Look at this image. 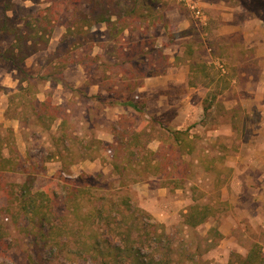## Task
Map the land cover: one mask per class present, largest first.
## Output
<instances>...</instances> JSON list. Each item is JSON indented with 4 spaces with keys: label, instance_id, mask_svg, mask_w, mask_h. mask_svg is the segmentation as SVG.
I'll return each instance as SVG.
<instances>
[{
    "label": "rangeland",
    "instance_id": "1",
    "mask_svg": "<svg viewBox=\"0 0 264 264\" xmlns=\"http://www.w3.org/2000/svg\"><path fill=\"white\" fill-rule=\"evenodd\" d=\"M139 1L146 2L144 13L135 14L140 18L110 29L84 21L92 17L86 0H0V27L11 18L21 29L30 20L40 34L51 31L48 45L33 53L20 51L23 30L0 36V49L14 50L23 69L0 58V154L11 162L0 168V237L12 253L0 254V264H97L73 243L94 235L140 247L155 260L166 258L163 264H240L256 245L264 254V131H258L264 115L248 113L246 101L236 98L241 84L232 79L240 71L225 63V41L216 21L209 23L206 4ZM215 54L218 62L210 64ZM57 55L71 62L69 78L81 71L84 82L44 81ZM179 66L190 69L188 86L202 92L187 84L162 89L155 81L136 86L151 72ZM48 113L62 117L52 121ZM70 187L85 189L83 212L107 208L116 217L110 226H120L112 230L105 219H93L78 227L84 220L71 216L74 238L48 235L65 220L58 202ZM25 189L55 198L45 201L44 221L29 213L33 223L21 211ZM194 206L211 212L197 226L186 221ZM127 230L129 240L121 234Z\"/></svg>",
    "mask_w": 264,
    "mask_h": 264
},
{
    "label": "trees",
    "instance_id": "2",
    "mask_svg": "<svg viewBox=\"0 0 264 264\" xmlns=\"http://www.w3.org/2000/svg\"><path fill=\"white\" fill-rule=\"evenodd\" d=\"M126 1L123 0H86L87 5H89V11L92 14V17L90 18L91 20L89 21L87 19V16H84L85 19L84 21H88L87 23L90 24V28L93 27V25H97V24H101V23H106L108 24V26L110 27V29H113L116 24L118 23V21H125L127 18L128 19H138L141 16H136L135 14L140 12V13H144V4L146 3L145 1L143 2V4L138 3V0H130V2L128 3ZM122 5L125 7V12H124V17L121 18L120 16H122L119 11L121 10L120 8L122 7ZM73 6H67L65 8V11H70L72 9ZM149 6H145V9L148 8ZM154 8V6H152V9ZM102 9V10H101ZM41 12H39V14H41ZM142 15V14H141ZM114 16L117 17V20H114ZM40 18V17H39ZM11 18H8V22H6L7 20H4L2 27H0V36H5V33H8L9 31H13L12 33H18L21 32V30H23L24 35H20L21 39H24L25 43H23L24 47L26 48H21L20 51H23L24 49L26 50L27 48L29 49V47L32 48V50L30 51L31 53L36 52L40 49L45 48L49 41H50V32H48V29L46 27H44V33L40 34L39 30L34 28L32 26V22H30V20H27V22L25 24H23L22 29L19 28L20 26H14L12 23H10L9 21ZM54 22V20H53ZM36 27V26H35ZM79 27V26H78ZM73 29L69 28V31L64 35L63 39L60 41V46L58 48V51H60L61 46H63V43L65 42V40L67 39L69 33L72 32ZM124 30V29H123ZM122 30V31H123ZM47 32H48V38H47ZM79 33V31H78ZM32 34V38H30V40L32 41V43L29 45L28 44V36H30ZM42 45V48L41 46ZM29 51V50H28ZM62 52V51H60ZM59 53V52H58ZM57 59L59 61V64L55 65L54 67H52L51 70H48L45 72L44 74V81L48 80V79H53L56 80L58 82H62L63 83V77H64V70L70 66L71 62H67L65 59H61V57L59 55H57ZM0 58L7 60L9 62H12L15 67H17V69H22L21 66L19 65L20 63L17 61V53L10 50H1L0 49ZM76 63V60L75 62ZM202 64H198L196 65V68H198L199 66H201ZM23 70V69H22ZM203 71H206V67L204 66L202 68ZM165 70H162L160 72H151L148 75H146V77L148 76H152V75H158V74H162L164 73ZM145 77V78H146ZM33 76H29L27 78V85H31L33 82ZM36 79V76L35 78ZM65 83V82H64ZM144 84V81L141 82L140 84H137L136 86H141ZM128 106H133L135 108H137V105L134 104L131 101H126V102H122ZM208 108V107H207ZM207 108H205V111H207ZM52 113H48V117H50V120H54L57 117H62V115H58V114H53L51 116ZM38 115V114H37ZM41 115H38V118ZM181 134V131H177V135ZM137 137L139 136L138 134L136 135ZM131 144V143H130ZM152 156L153 155H157V152L154 151H150L149 152ZM149 161V160H148ZM11 164L9 159H6L4 157L1 156L0 154V168L2 169H6L7 165ZM151 162H148V165H150ZM161 168V164L157 163V165L154 166V169H156V171ZM9 169H11L9 167ZM85 189H82L80 187H78L77 189L71 188L63 195L60 196L61 200L60 202H58L61 205L60 211H62L63 213V217H64V221L62 223V226L56 227L55 226V230L53 231H48V235H51V233H54V236L59 237L60 234L63 235V233L69 234L70 237L72 236L73 238L76 236L74 235V232H70V228L69 225H71L69 221V217L74 216L75 218L72 220H84L83 222H78L80 224H78V227L83 225V223L87 224V221H91L93 219H105L106 222H108L109 228L110 229H115L117 227H119L120 225L118 223V225L116 226H110V224L112 223V221H115L116 217H113L111 215V212L109 209L107 208H98L96 209L95 207H92L91 210L83 212L82 209L84 207V202H83V198L85 196L84 193ZM45 193H35V194H30V192H27V190L25 189V191L20 194L19 197V203H20V209L21 211H24L26 213V215L28 216V218L33 222V223H37L35 222L34 218H32V216L29 215V213L31 214H35L36 215H40L43 214L44 210H48L49 209V205L45 204V201H47L48 203L53 202V200H55V198L51 197V196H45ZM55 205H57V202L55 203ZM126 209V208H125ZM124 209V210H125ZM127 211V209H126ZM57 212L58 209H57ZM124 213V211H123ZM46 212L45 215H42V220L44 221V219L46 218ZM211 215V212L208 208H201L198 206H194L192 208V211L190 212V214L187 215L186 221L188 224H190L191 226H197L199 224H201L202 222L206 221L208 219V217ZM62 216V214H61ZM42 221V226L44 225V222ZM66 228V230H65ZM70 228V229H69ZM128 230L129 227L127 226ZM69 229V230H68ZM124 231L121 232L122 235H125L123 237L126 238V240H129V236L131 235V232L129 231ZM90 236H88L87 238H89ZM3 237H0V254H8V257H12V253L9 251V249H5L4 246V242H3ZM89 242H87V240H77L74 238V245H76V247H82V250H86V253L88 251H90L89 253H91V255L89 254V257H93V260L97 261V264H116V263H120V261L122 262L123 260L125 261L126 259H129V263L133 262V264H163L167 259L166 258H160L158 260H155V257L153 254H149V253H144L143 249L140 247H136V246H131L130 243L125 247L122 248L120 246H114L111 243H109V241H101L100 239L97 238V236L94 235L93 237H90ZM88 239V240H89ZM94 239V241H93ZM46 240V239H45ZM45 242V241H44ZM107 242V244H105ZM103 244V246H101ZM42 246V245H40ZM81 250V249H80ZM73 253V252H72ZM168 252H165V250H161V254L164 257H167ZM10 255V256H9ZM98 259H97V258ZM46 263H48L45 260ZM44 263V264H46ZM123 263V262H122ZM240 264H264V254L262 253L261 249L259 248L258 245L254 246L250 252L248 253V255L241 261Z\"/></svg>",
    "mask_w": 264,
    "mask_h": 264
},
{
    "label": "crops",
    "instance_id": "3",
    "mask_svg": "<svg viewBox=\"0 0 264 264\" xmlns=\"http://www.w3.org/2000/svg\"><path fill=\"white\" fill-rule=\"evenodd\" d=\"M199 2L206 4L209 9V23L215 20L216 24L220 26L217 29V34L219 40L223 39L225 41L222 43V45L225 44V63L232 67H238L240 71L232 79L233 82L241 84V88L237 90L241 94H237L236 98L246 101L244 106L247 107L248 113L253 112L264 115V0H199ZM213 45L209 49L211 52L213 51ZM229 51L237 53L239 58L230 57L229 59L227 57ZM217 56L219 60V55ZM215 58L216 54L215 57L212 55L209 63H217L218 61ZM244 69H247V71ZM69 70V68L64 70L63 83L53 79H48L46 82L66 84L64 83L66 81L77 84L78 79L79 82H84V78L80 79L81 71H76L77 77L71 79L68 76ZM189 73L190 69L187 67H168L162 74L146 77L144 85H148V81H155L158 85L160 84L162 89H167L170 85H176L183 90L185 85L188 86L189 84ZM146 85L144 88H146ZM188 87L199 93L202 92L201 88ZM36 99H38V95H36ZM183 100H185V97H183ZM252 107L256 108L253 109ZM180 115L177 114L178 119ZM258 131H264V129H258Z\"/></svg>",
    "mask_w": 264,
    "mask_h": 264
},
{
    "label": "built area",
    "instance_id": "4",
    "mask_svg": "<svg viewBox=\"0 0 264 264\" xmlns=\"http://www.w3.org/2000/svg\"><path fill=\"white\" fill-rule=\"evenodd\" d=\"M191 7H192L193 9H196L195 4H193ZM196 15H197V17H198L199 19H201V20L204 19V16H203L204 14H203V12H202L201 10L197 9V10H196Z\"/></svg>",
    "mask_w": 264,
    "mask_h": 264
}]
</instances>
